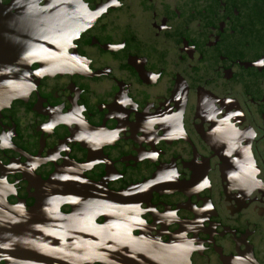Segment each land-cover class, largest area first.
I'll list each match as a JSON object with an SVG mask.
<instances>
[{
	"label": "flooded vegetation",
	"instance_id": "obj_1",
	"mask_svg": "<svg viewBox=\"0 0 264 264\" xmlns=\"http://www.w3.org/2000/svg\"><path fill=\"white\" fill-rule=\"evenodd\" d=\"M1 8L16 21L54 16L42 27L52 59L0 54V181L11 206L31 210L41 182L72 165L116 193L162 174L170 189L140 206L135 236L182 238L185 264H264V0Z\"/></svg>",
	"mask_w": 264,
	"mask_h": 264
},
{
	"label": "water",
	"instance_id": "obj_2",
	"mask_svg": "<svg viewBox=\"0 0 264 264\" xmlns=\"http://www.w3.org/2000/svg\"><path fill=\"white\" fill-rule=\"evenodd\" d=\"M51 11L56 12L55 5ZM49 13L31 10L16 21L1 8V59H14L4 56L7 51L38 63L52 59L43 48V24L54 18ZM87 25L81 14L79 33ZM4 186L0 181V264H155L151 253L172 244L137 237L130 227L136 206L148 203L154 192L170 189L162 174L116 193L72 165L41 182L37 204L29 211L8 203ZM63 205L72 206L73 212L62 214ZM100 217L103 225L96 222Z\"/></svg>",
	"mask_w": 264,
	"mask_h": 264
},
{
	"label": "bare ground",
	"instance_id": "obj_3",
	"mask_svg": "<svg viewBox=\"0 0 264 264\" xmlns=\"http://www.w3.org/2000/svg\"><path fill=\"white\" fill-rule=\"evenodd\" d=\"M172 186V185H171ZM173 187V186H172ZM140 207L136 206L134 209V222L131 224V228H136L137 226L140 225V213L139 212ZM140 237H147L150 239H155L151 238L149 236H146L145 234H142ZM157 240V239H155ZM172 244H169L165 246L162 251L154 250L151 253V257L153 262H156L155 264H185V261L187 260L185 258V253L187 252L185 249L184 245V240L180 237H177L174 239V241L171 242ZM165 251V252H163ZM160 258V259H158Z\"/></svg>",
	"mask_w": 264,
	"mask_h": 264
}]
</instances>
